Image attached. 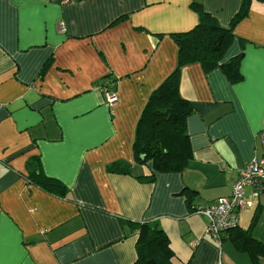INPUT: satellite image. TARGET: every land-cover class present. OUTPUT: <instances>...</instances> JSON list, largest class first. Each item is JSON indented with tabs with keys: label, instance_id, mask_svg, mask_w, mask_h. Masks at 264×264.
I'll return each instance as SVG.
<instances>
[{
	"label": "crops",
	"instance_id": "1",
	"mask_svg": "<svg viewBox=\"0 0 264 264\" xmlns=\"http://www.w3.org/2000/svg\"><path fill=\"white\" fill-rule=\"evenodd\" d=\"M193 2L228 28L242 0H0V264H133L139 223L167 236L172 264H252L233 239L264 246V196L246 188L250 206L220 244L195 211L229 196L262 155L264 0L250 2L221 61L239 58L237 83L199 64L180 73L193 107L187 165L156 172L132 151L150 94L176 67L171 35L197 25ZM109 80L112 106L94 89ZM32 157L65 196L27 183ZM117 161L130 172L107 173Z\"/></svg>",
	"mask_w": 264,
	"mask_h": 264
},
{
	"label": "trees",
	"instance_id": "2",
	"mask_svg": "<svg viewBox=\"0 0 264 264\" xmlns=\"http://www.w3.org/2000/svg\"><path fill=\"white\" fill-rule=\"evenodd\" d=\"M252 0H242L238 13L228 28H222L216 19L204 11L202 5L193 2L190 7L197 15V25L190 31L172 34L178 48L176 67L173 72L150 94L146 107L139 119L132 151L136 163L146 165L151 162L156 172L182 170L191 158L186 132V120L193 113L192 105L179 93L180 73L188 65L199 64L204 72L220 69L231 83H237L239 58L221 63L225 52L233 41L232 31L249 11ZM49 63L43 66L45 74ZM106 81L103 86L111 84ZM115 87V85H113ZM107 173L128 174L130 165L123 161L106 167ZM25 179L29 185L44 192L63 197L67 189L58 180L44 175L39 158L32 157L26 163ZM149 179L148 181H151ZM137 231L135 245L136 260L133 264H172L173 253L169 248L167 236L147 223L133 224ZM238 225L229 230L225 237L237 230ZM235 247L249 255L252 264L258 263V255L264 256V246L254 241L248 234L233 239Z\"/></svg>",
	"mask_w": 264,
	"mask_h": 264
},
{
	"label": "built area",
	"instance_id": "3",
	"mask_svg": "<svg viewBox=\"0 0 264 264\" xmlns=\"http://www.w3.org/2000/svg\"><path fill=\"white\" fill-rule=\"evenodd\" d=\"M66 2L68 0H50ZM113 84L94 87L100 90L108 106L117 102V95ZM262 155L251 160L241 168L235 179L229 196L220 197L215 202L198 208L195 212L207 221L206 232L218 244L222 237L238 225L240 212L244 211L250 204L245 200L246 188L252 189V196H264V131L260 132Z\"/></svg>",
	"mask_w": 264,
	"mask_h": 264
}]
</instances>
